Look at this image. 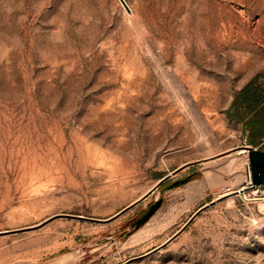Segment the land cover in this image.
I'll list each match as a JSON object with an SVG mask.
<instances>
[{"label":"rangeland","instance_id":"1","mask_svg":"<svg viewBox=\"0 0 264 264\" xmlns=\"http://www.w3.org/2000/svg\"><path fill=\"white\" fill-rule=\"evenodd\" d=\"M125 1L0 0V230L24 228L0 264H125L228 189L126 264H264L227 113L264 73V0ZM197 160L112 221L53 218H109Z\"/></svg>","mask_w":264,"mask_h":264},{"label":"water","instance_id":"2","mask_svg":"<svg viewBox=\"0 0 264 264\" xmlns=\"http://www.w3.org/2000/svg\"><path fill=\"white\" fill-rule=\"evenodd\" d=\"M123 3L126 4L125 0H122ZM238 149H244L249 157V162H250V173H251V178L254 184H264V149H260L258 147H255L252 144H243L239 146H235L232 151H237ZM199 162V160L194 161V162H188L172 172L164 175L161 177L158 182L150 189L148 190L143 196H141L139 199L134 201L133 203L127 205L123 209H121L119 212L114 214L113 216L109 218H95V217H89L85 216L82 214H71V213H60L57 214L55 217H66V218H75V219H85V220H91V221H98V222H109L120 216L121 214L125 213L126 211L130 210L134 206L138 205L141 203L145 198H147L152 192H154L157 188H159L163 183L171 179L174 175L185 169L186 167L193 165L195 163ZM182 180H177L173 182V184H179ZM229 197L228 194L218 196L217 198L211 200L210 202L204 204L200 208L197 209V211L191 216V218L186 222V224L179 229L174 235H172L170 238H168L165 242H163L161 245L155 247L154 249L146 252L145 254L133 257L129 259L126 263H129L133 260L143 258L145 256H148L159 249L165 247L167 244L172 242L176 237H178L189 225L190 223L205 209L209 208L212 205H215L217 202L224 200L225 198ZM163 200L162 199H157L153 204L150 205L148 210L136 220V226L140 227L142 224L146 223L156 212L157 210L161 207ZM51 218V219H53ZM24 228L20 229H13V230H0V235L2 234H7V233H14L18 231H22Z\"/></svg>","mask_w":264,"mask_h":264},{"label":"trees","instance_id":"3","mask_svg":"<svg viewBox=\"0 0 264 264\" xmlns=\"http://www.w3.org/2000/svg\"><path fill=\"white\" fill-rule=\"evenodd\" d=\"M227 113L242 123L249 144L258 146L264 142V73L254 76L236 93Z\"/></svg>","mask_w":264,"mask_h":264},{"label":"built area","instance_id":"4","mask_svg":"<svg viewBox=\"0 0 264 264\" xmlns=\"http://www.w3.org/2000/svg\"><path fill=\"white\" fill-rule=\"evenodd\" d=\"M262 186H264V184H254L250 174L249 179L246 181V184L243 187V190H245L248 197V199H245L250 201H258L259 199H261L258 197V193Z\"/></svg>","mask_w":264,"mask_h":264},{"label":"bare ground","instance_id":"5","mask_svg":"<svg viewBox=\"0 0 264 264\" xmlns=\"http://www.w3.org/2000/svg\"><path fill=\"white\" fill-rule=\"evenodd\" d=\"M238 153H245L247 155V152L244 150V149H238L237 150ZM247 157V156H246ZM247 161V160H246ZM232 192H234L232 189H228L226 190L223 194H228L229 196L232 194ZM236 192L239 194V195H242V196H245L246 192L245 190H243V188H240L238 190H236Z\"/></svg>","mask_w":264,"mask_h":264}]
</instances>
